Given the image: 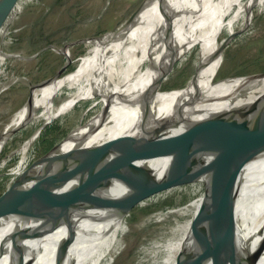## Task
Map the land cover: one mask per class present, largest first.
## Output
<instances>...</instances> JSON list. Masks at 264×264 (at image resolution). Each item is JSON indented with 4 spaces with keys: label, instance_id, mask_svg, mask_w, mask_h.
<instances>
[{
    "label": "bare ground",
    "instance_id": "6f19581e",
    "mask_svg": "<svg viewBox=\"0 0 264 264\" xmlns=\"http://www.w3.org/2000/svg\"><path fill=\"white\" fill-rule=\"evenodd\" d=\"M263 10L264 0H150L118 34L106 33L88 39L86 55L76 70L37 85H28L31 94L25 104L0 122V169L9 164L15 153L23 155L11 169V174H22V177L18 183L12 184L13 188L17 183L4 204L21 197L28 185H33V181L28 182L30 173L24 175L23 170L36 133L20 148L2 157L9 137L31 118L50 121L59 118L69 110V101L108 98L105 108L73 132L57 148L59 155L38 166L35 173L49 166L67 165L69 169L82 170L93 164L111 163L115 159L122 161L133 148L135 152L130 158L133 164L152 176L170 178L176 170L179 152L211 120L234 109L250 113L262 111L264 76L251 78L250 82L223 79L213 84V81L220 68L223 51L237 33V23L247 14L246 27L255 11ZM224 33H227V38L221 42ZM201 45L204 46L196 75L183 88L184 94L178 96V90L162 92L156 84L162 70L187 49ZM8 56L0 49V65ZM11 83H6L5 87ZM40 110L45 112L37 115ZM144 137L148 142L151 137L156 139H152L153 145L147 143L144 146L138 143V139ZM242 150L249 162L244 168L241 198L238 199L232 190L222 203L219 202L221 209H217L219 197L201 199L195 212L197 214L200 210V225L191 227L190 221L179 237L177 234L172 237L173 234L164 242L157 240L154 246L144 250L146 257L143 261L147 264H179L180 261L183 264H202L197 255L198 239L191 231L198 227L201 235L203 227L214 215L233 216L236 242L239 231L246 237H253L241 202L252 197L245 196L247 175L252 178L253 173L264 172V153L253 154L246 147ZM212 152V149L202 150L187 164L195 165L194 169L206 165ZM109 180V186L96 190V194L117 198L132 191L130 182ZM77 182L72 180L62 187L55 185L51 194L41 193L30 211L10 225L0 221V264H17L12 241L6 242V236L14 230L21 236V264H106V259L117 246L127 214L115 208L113 200L106 202L104 209L85 204L79 208L82 204L81 190L64 196ZM257 195H261L258 223L264 234V188ZM202 201L207 203L202 205ZM70 237L72 243L64 258L58 259L59 249ZM249 252L248 248L247 254ZM257 264H264V256Z\"/></svg>",
    "mask_w": 264,
    "mask_h": 264
},
{
    "label": "rangeland",
    "instance_id": "374dc122",
    "mask_svg": "<svg viewBox=\"0 0 264 264\" xmlns=\"http://www.w3.org/2000/svg\"><path fill=\"white\" fill-rule=\"evenodd\" d=\"M144 1L0 0V49L8 55H21L8 56L0 65V122L28 100L31 94L29 82L39 84L54 75L62 77L76 70L87 51V40L82 39L118 34ZM246 16L244 14L237 23V33L223 51L213 84L229 78L250 82L251 78L264 74V10L255 11L251 23L244 27ZM226 38L227 33H224L221 42ZM203 46H193L177 57L178 61L161 80L159 89L162 92L185 88L191 83ZM66 62L69 66L61 71ZM8 82L12 83L5 87ZM107 101L104 97L77 99L69 101V110L52 121L40 117L29 119L9 137L2 157L20 148L36 133L27 154L23 170L26 171L36 159L104 109ZM44 112L40 110L37 115ZM22 158L23 155L15 153L9 164L0 169V199L5 193L3 203L22 177V174H11V169ZM233 178L231 167L216 168L207 175L144 198L126 215L117 246L106 264H147L143 261L144 250L154 246L159 239L164 242L173 234L172 237L176 234L179 237L190 221L191 227L195 226L200 217V210L195 214L200 200L209 198L217 188L218 193L224 192ZM14 182L17 183L12 188ZM191 232L195 234L194 230Z\"/></svg>",
    "mask_w": 264,
    "mask_h": 264
},
{
    "label": "water",
    "instance_id": "95a60500",
    "mask_svg": "<svg viewBox=\"0 0 264 264\" xmlns=\"http://www.w3.org/2000/svg\"><path fill=\"white\" fill-rule=\"evenodd\" d=\"M149 1L150 0H145L134 12L129 21L121 28L133 21ZM9 57H21V55L11 53ZM178 59L179 58H174L162 70L156 82L159 87L162 78L175 65ZM68 66L66 62L60 70L65 71ZM262 76H264V74L253 77L252 79ZM30 84L32 83L29 82V85ZM183 88L178 89V96L184 94ZM68 137L56 144L45 155L36 159L23 173L24 175H29L30 173L28 182L30 183L33 181V185H28V188L21 197H15L4 204L3 199L5 193L3 194L0 199V221L2 223L4 222L10 225V223L18 217L25 216L35 205L41 193H50L55 185L59 187L66 186L72 180H77L78 182L75 187L70 189L71 191L64 196L76 194V190H81L83 195L82 204H80L79 208H82L84 206L83 204H85L104 209L107 207L106 202H111L113 200L115 208L128 214L133 207L152 193L202 177L216 168L225 169V167L228 166L234 170V178L231 185L222 193H218L217 188V190L209 196V198L219 197L217 209H221L222 204H219V202L222 203V199L229 195L232 190H235L238 199L241 198V191L244 185V168L249 162L243 153V147H246L253 154L259 152L264 153V109L256 113H250L242 109H234L211 120V122L195 134L191 141L179 152L176 170L170 178L152 176L141 167L133 164L130 160L135 152L133 148L122 161L115 159L116 161L114 162L93 164L82 170L69 169L67 165H61L60 167L49 166L43 171L35 173V169L38 166L46 163L50 158L53 159V157L59 155V152L56 150L68 139ZM152 139H156V137H151V141ZM146 140V137L139 138L138 143L144 146H146L147 143L149 146L153 145V142H148ZM149 148H147V150H149ZM205 149L213 150L211 159L206 165L194 169L195 165L187 164L188 160L193 155ZM252 170L254 172L255 168ZM110 178L132 183V191L123 197L117 198H114L113 195L103 196L102 193L96 194V190L109 186ZM245 185V196L247 197L248 194L252 197L246 202H241V209L244 217L248 216L249 225L247 227L252 229L253 237H246L243 232L241 233V231H239L238 240L236 242V226L233 216L222 217L221 214L217 216L214 215L203 227L201 235H199L198 227L194 229V237L198 239L197 255L204 263L257 264L264 256L263 228L258 223V218L261 214V195H257L260 194L264 188V172L258 175L253 173L252 178H249L247 175ZM196 225H200V218ZM244 227L246 226L244 225ZM46 231L48 232L50 230ZM9 241H12L11 247L15 251L16 263L21 264V247L19 245L21 241L20 232L14 230L13 233H9L6 236V242ZM71 243L72 238L70 237L67 242L64 243L63 247L59 249L60 254L58 255V259L64 258L66 250ZM248 248L250 252L247 254ZM179 264H183V261H180Z\"/></svg>",
    "mask_w": 264,
    "mask_h": 264
}]
</instances>
